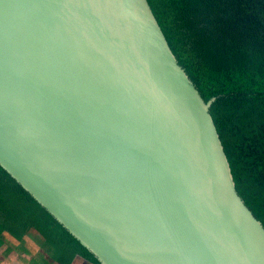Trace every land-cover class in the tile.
I'll return each instance as SVG.
<instances>
[{
	"label": "water",
	"instance_id": "obj_1",
	"mask_svg": "<svg viewBox=\"0 0 264 264\" xmlns=\"http://www.w3.org/2000/svg\"><path fill=\"white\" fill-rule=\"evenodd\" d=\"M212 102L148 0H0V165L103 264H264Z\"/></svg>",
	"mask_w": 264,
	"mask_h": 264
},
{
	"label": "trees",
	"instance_id": "obj_2",
	"mask_svg": "<svg viewBox=\"0 0 264 264\" xmlns=\"http://www.w3.org/2000/svg\"><path fill=\"white\" fill-rule=\"evenodd\" d=\"M148 2L179 64L213 101L236 188L264 226V0ZM25 237L48 246L45 264H103L0 165V249Z\"/></svg>",
	"mask_w": 264,
	"mask_h": 264
},
{
	"label": "rangeland",
	"instance_id": "obj_3",
	"mask_svg": "<svg viewBox=\"0 0 264 264\" xmlns=\"http://www.w3.org/2000/svg\"><path fill=\"white\" fill-rule=\"evenodd\" d=\"M50 253L39 237H25L20 242L12 239L11 245L0 249V264H45Z\"/></svg>",
	"mask_w": 264,
	"mask_h": 264
}]
</instances>
